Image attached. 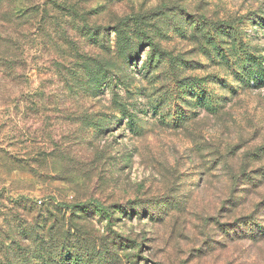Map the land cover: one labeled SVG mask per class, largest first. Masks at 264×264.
<instances>
[{
    "label": "rangeland",
    "instance_id": "obj_1",
    "mask_svg": "<svg viewBox=\"0 0 264 264\" xmlns=\"http://www.w3.org/2000/svg\"><path fill=\"white\" fill-rule=\"evenodd\" d=\"M33 1L54 4L59 39L58 55L25 41L28 66L19 71L34 88L61 89L59 69L71 65L64 51L78 64L92 60H82L92 48L85 36H105L118 51L119 30L136 40L127 73L132 91L143 94L119 103L105 90L65 105L75 111L44 115L0 99V151L30 162L11 177L0 173V190L21 179L30 204L44 217L57 214L69 243L81 237L94 262L108 248L110 264H264V87L234 76L238 54L264 58V0ZM147 61L152 68L144 70ZM123 104L136 128L116 111ZM180 116L190 119L178 125ZM48 122L52 136L28 134ZM96 205L113 211L112 226Z\"/></svg>",
    "mask_w": 264,
    "mask_h": 264
},
{
    "label": "trees",
    "instance_id": "obj_2",
    "mask_svg": "<svg viewBox=\"0 0 264 264\" xmlns=\"http://www.w3.org/2000/svg\"><path fill=\"white\" fill-rule=\"evenodd\" d=\"M52 5L53 7H49L48 2L40 4L33 0L23 2L21 5H14L11 0H0V99L4 102L30 103L28 104L29 107H25L26 114L33 112L37 115L40 113L44 115V113L63 114L67 111H75L76 108L65 105L75 101L78 97H82L83 100L96 97L98 92L105 93V90H109L117 102H119L117 99L120 98H125L128 102L134 93L143 94L141 91H132L131 78L127 73L133 70L131 66L136 60V40L135 38L131 39L130 36H125L119 30L118 51L116 48L114 50V46L109 43V40H107L106 46L105 36L97 37V39L85 36L86 39L90 40H87V43L92 48L82 55V60H92L85 65L78 64L73 61L69 52L64 51L61 56L64 57V62H69L71 65L63 63L59 69L61 81L65 83L61 89L48 90L43 86L34 88L25 72L19 71L20 68L27 70L28 66L25 61V41L28 40V43L32 42L35 45L37 42V46L42 47L46 50L45 52H51L50 55H58L57 43L59 39L53 35L54 29H56V21L55 18L50 17V12L54 8L53 3ZM65 15L69 18L72 16L70 11H66ZM14 20L23 23L15 24V28H11ZM34 25H37V28ZM66 25L68 28L71 26L70 22H67ZM72 28L75 29L74 25ZM47 29L52 30L48 36L43 33ZM66 37L67 32L61 40L64 44H69ZM143 40L150 44L153 42V38L148 34H144ZM139 45L141 44L139 43ZM237 45L240 47L239 43ZM95 47L104 48L105 52H95L93 49ZM120 57L121 61L119 60ZM236 57L235 62L233 61L235 78L243 82L245 87L263 88L264 58L255 57L248 53H240ZM55 63H59V61L56 60ZM150 68L152 65L149 61L142 66L144 70ZM95 70L99 71L93 77ZM71 78L79 82L85 80V83L75 86L71 84ZM26 83L27 85H24ZM83 94L84 96H80ZM42 103L48 105L42 107L40 106ZM200 105L206 108V100H203ZM213 106V113L221 111V103H214ZM116 109L127 119L128 125L136 128L137 123L130 107L123 104V106H117ZM153 109L157 110L160 107L154 106ZM49 117L52 118L53 116ZM49 117L46 118L50 120ZM179 118L178 125L190 119L185 116ZM54 128L55 124L48 122L45 126L40 125L33 131L29 129L28 134L38 136L37 139L40 138V134L44 138L50 137ZM26 159L23 156L10 155L8 152L0 151V173L11 177L12 172L23 170L27 167L26 164L30 165ZM3 170H7L8 173L3 172ZM20 177H13L12 179H20ZM20 180L18 183L12 182L14 188L6 186L0 190V202H2L0 204V264H110L115 261L113 260L115 255L109 254L108 248H102L99 251L98 262L92 261L88 256V252L91 250L81 237H77L75 244L69 243V234L67 232L64 235L62 225L57 223V214H53L49 218L44 217L43 208L32 206L25 192L27 188L18 185L20 182L22 183ZM13 193L18 196H14ZM78 207L86 213L90 211L86 204H80ZM94 213L105 217L109 222L108 225L112 226L114 214L109 208L96 205ZM118 236L120 237V235ZM119 242L120 239H115V243Z\"/></svg>",
    "mask_w": 264,
    "mask_h": 264
},
{
    "label": "built area",
    "instance_id": "obj_3",
    "mask_svg": "<svg viewBox=\"0 0 264 264\" xmlns=\"http://www.w3.org/2000/svg\"><path fill=\"white\" fill-rule=\"evenodd\" d=\"M40 203H41V201H40Z\"/></svg>",
    "mask_w": 264,
    "mask_h": 264
}]
</instances>
